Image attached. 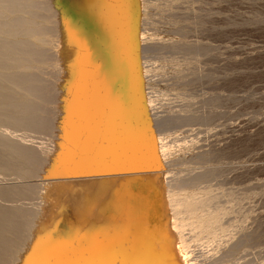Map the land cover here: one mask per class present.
I'll use <instances>...</instances> for the list:
<instances>
[{
	"label": "bare ground",
	"instance_id": "bare-ground-1",
	"mask_svg": "<svg viewBox=\"0 0 264 264\" xmlns=\"http://www.w3.org/2000/svg\"><path fill=\"white\" fill-rule=\"evenodd\" d=\"M119 3L133 25L138 0H0V264L16 255L15 264L197 263L140 99L118 91L119 82L136 89L138 59L107 66ZM55 28L66 46L75 40L57 53L59 125L34 73ZM49 133L57 140L43 157L39 144Z\"/></svg>",
	"mask_w": 264,
	"mask_h": 264
},
{
	"label": "rangeland",
	"instance_id": "rangeland-1",
	"mask_svg": "<svg viewBox=\"0 0 264 264\" xmlns=\"http://www.w3.org/2000/svg\"><path fill=\"white\" fill-rule=\"evenodd\" d=\"M138 2L133 25L119 3L115 44L105 48L115 58L107 66L119 57L138 59L136 89L119 82L118 91L140 99L175 210L184 220L186 246L196 264H264V0ZM59 22L55 17L54 24ZM55 29L46 62L34 73L48 86L46 107L59 125L64 63L57 53L75 40L68 37L66 46ZM97 59L103 66L100 54ZM55 134L39 144L46 157Z\"/></svg>",
	"mask_w": 264,
	"mask_h": 264
}]
</instances>
